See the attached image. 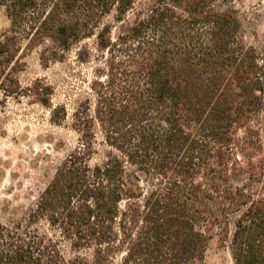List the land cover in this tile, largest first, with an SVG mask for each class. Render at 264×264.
Segmentation results:
<instances>
[{
    "label": "trees",
    "instance_id": "obj_1",
    "mask_svg": "<svg viewBox=\"0 0 264 264\" xmlns=\"http://www.w3.org/2000/svg\"><path fill=\"white\" fill-rule=\"evenodd\" d=\"M135 1L0 0L1 102L29 97L78 135L0 222V264H198L208 222H232L234 264H264V63L226 0H152L125 22ZM34 48L93 63L70 114L44 79L20 83Z\"/></svg>",
    "mask_w": 264,
    "mask_h": 264
},
{
    "label": "rangeland",
    "instance_id": "obj_2",
    "mask_svg": "<svg viewBox=\"0 0 264 264\" xmlns=\"http://www.w3.org/2000/svg\"><path fill=\"white\" fill-rule=\"evenodd\" d=\"M152 2L136 0L125 22L137 11H145ZM229 7L237 12L245 44L253 46L264 63V0H226L218 5L219 9ZM8 27V17L0 12V33ZM73 54L64 61L43 66L38 48L24 51V68L18 72V79L22 85L35 78L44 79L53 87L51 102L66 104L70 114L77 100L90 91L93 66L75 61ZM1 101L0 93V222L10 223L35 202L57 164L76 146L78 135L70 127V118L61 124L51 122L48 109L29 97ZM262 143L255 161L264 159ZM200 229L208 236V242L204 259L198 264H234L230 249L232 222L226 229L209 222L202 223ZM63 253L67 258L74 254L66 243Z\"/></svg>",
    "mask_w": 264,
    "mask_h": 264
}]
</instances>
